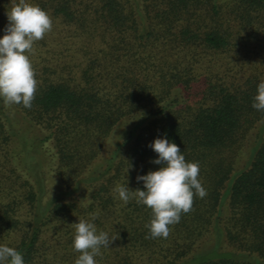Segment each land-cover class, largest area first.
<instances>
[{
    "label": "trees",
    "instance_id": "obj_1",
    "mask_svg": "<svg viewBox=\"0 0 264 264\" xmlns=\"http://www.w3.org/2000/svg\"><path fill=\"white\" fill-rule=\"evenodd\" d=\"M16 2L0 0V36ZM29 2L52 27L29 53L31 108L0 100V244L25 264L75 261L72 223L98 213L116 237L99 264H264V111L252 107L264 0ZM158 136L198 162L206 190L166 238L148 234L149 207L113 191L143 188L136 177L160 167L148 146ZM50 231L59 249L39 246Z\"/></svg>",
    "mask_w": 264,
    "mask_h": 264
},
{
    "label": "clouds",
    "instance_id": "obj_2",
    "mask_svg": "<svg viewBox=\"0 0 264 264\" xmlns=\"http://www.w3.org/2000/svg\"><path fill=\"white\" fill-rule=\"evenodd\" d=\"M8 23L0 36V100L4 105L22 104L31 108L37 89L35 71L29 53L35 41L51 30L52 20L38 4L29 0H18L6 13ZM252 107L264 111V80L257 85ZM157 156L151 163L160 165L156 170L138 175L143 188L131 189L128 184H118L113 191L125 204L134 194L137 203L151 209V219L145 225L152 238L169 234V226L180 220L181 212L190 210L193 196L203 197L206 190L198 179V162L187 161L180 146L167 136H158L148 145ZM132 167H130L128 170ZM98 213L87 220L72 223L73 250L79 255L74 264H98L95 257L101 249H107L116 240L94 223ZM0 264H25L23 255L14 247L0 244Z\"/></svg>",
    "mask_w": 264,
    "mask_h": 264
},
{
    "label": "rangeland",
    "instance_id": "obj_3",
    "mask_svg": "<svg viewBox=\"0 0 264 264\" xmlns=\"http://www.w3.org/2000/svg\"><path fill=\"white\" fill-rule=\"evenodd\" d=\"M48 152H49V149H48ZM48 152L46 151V153H45V157L47 158L46 159L47 162L43 165V168L41 170H42V174H43L44 179H45L44 185L46 187V190H48V196H52V195H55L57 193L58 188L60 186V183H59L58 179L55 177V173H54L55 165H54V162L51 161L52 159L49 158ZM56 239H58V236H56V235L53 236L52 231H50L44 235V238L42 241H40L39 246L42 244V247L45 246V248H47V247L51 248L52 246L58 247L57 244H59V243H65L64 241L59 242ZM42 242H44V244ZM59 248L60 247H58V249ZM72 259L73 258H71V261H72ZM71 261L69 258L66 262L64 260H62L60 263H57V264H74V261H72L73 263ZM101 264H107V263H101Z\"/></svg>",
    "mask_w": 264,
    "mask_h": 264
}]
</instances>
